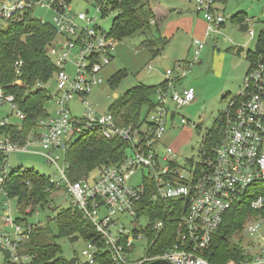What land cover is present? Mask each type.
<instances>
[{
    "label": "built area",
    "instance_id": "built-area-1",
    "mask_svg": "<svg viewBox=\"0 0 264 264\" xmlns=\"http://www.w3.org/2000/svg\"><path fill=\"white\" fill-rule=\"evenodd\" d=\"M225 3L193 1L194 13L202 15L206 23L205 39L218 35L226 22L218 7ZM37 8L54 13L51 25L56 33L46 54L56 69L57 110L54 116L40 118L36 131L19 145L2 128L16 123L10 118L20 122L25 116L15 105L13 96L6 94L5 87L0 85V107L9 106L12 113L0 118V186L9 171L8 157L17 152L27 153L28 148L38 145L45 163L56 170L47 177L48 183L54 192H63L71 200V209L82 214L104 245L99 248L85 242L81 253L84 260L75 258L71 264H105L104 259L110 264H212L206 256L226 213L235 204L249 201L252 213L235 239L239 243L244 238L254 239L241 250L239 260L222 264H264V238L256 237L264 227L261 213L264 196L256 189L264 186V50L250 52L243 87L218 116L215 125L220 131L218 142L212 147H205L203 142L200 162L192 171H186L176 161V151L171 146L164 148L162 156L154 147L174 128L176 113L170 110L171 105L181 109L195 100L194 89H178V86L199 59L205 40L192 42L190 61H178L175 69L165 71V88L157 91L158 101L145 119L138 126L124 127L111 111L98 116L85 101L92 89L103 83V71L112 62L117 40L96 25V18L74 12L66 0H0V30L9 24L26 22ZM97 12L101 13L98 6ZM248 22L245 20L244 24ZM247 33L250 39L255 37L252 30L247 29ZM20 67L15 63L17 75ZM151 70L149 65L148 71ZM75 96L84 105L79 118L71 116L67 105ZM189 124L198 127L180 118L181 126ZM87 132L107 141L126 143L130 157L125 153L119 163L101 167L92 182L88 181L89 177L72 182L67 175L66 155L73 139ZM139 173L142 180L139 186H134L131 179ZM8 202L2 204L7 210H3L1 222L10 231L0 235V250L8 263L21 264L29 260L19 250L28 240L32 227L22 230L12 221ZM158 203L164 204L163 213L172 210L178 213L172 230L163 219H150L148 212ZM170 205H175L174 209ZM140 247L145 248L144 257L133 259Z\"/></svg>",
    "mask_w": 264,
    "mask_h": 264
},
{
    "label": "rangeland",
    "instance_id": "rangeland-1",
    "mask_svg": "<svg viewBox=\"0 0 264 264\" xmlns=\"http://www.w3.org/2000/svg\"><path fill=\"white\" fill-rule=\"evenodd\" d=\"M69 1L74 12L87 13L88 17L96 18V25L104 32L110 33L118 13L109 11L106 16L97 12V5L91 0H66ZM154 4L157 8H168L171 12L184 10L187 7L193 9L195 0H146ZM225 1V5L218 6L223 11L226 22L221 26L218 35H211L205 39V35L195 37L193 34L187 35L179 32L173 39H167L168 44L163 53L152 59L150 49L141 46L144 37L135 35L123 39L117 43L113 54L112 62L105 67L103 71V83L94 87L85 97V101L92 105L96 115L101 116L112 110V106L120 100L129 90L136 87L159 86L165 80V71L175 69L178 61H190L193 56L192 42L194 40H205L199 59L194 63L188 75L179 84L178 89L190 87L195 91V100L181 109H176L171 105L170 110L176 113L174 118V128H170L163 136L161 141L154 147V150L160 156L164 153V148L171 146L176 150V161L186 171H192V168L198 164L202 158L203 139L207 130L211 129L220 113H223L230 100H232L243 87V81L249 69L250 62L247 57L248 51L253 52L264 30V2L259 0H218ZM150 8V6H148ZM240 13L236 18L234 16ZM54 13L46 8H37L32 14L33 20H43L46 24H51ZM174 16V15H172ZM202 19V15H197ZM175 20V19H172ZM249 20L247 29L255 33V37L250 39L247 30H241L242 21ZM3 30L5 28H2ZM201 28L199 29V31ZM201 33V31H200ZM240 48H243L240 50ZM152 70L148 71V66ZM69 73L72 68L69 67ZM121 75L115 85H109V81ZM45 90L50 96L45 109L51 116L55 115L57 107L54 98L57 96V88L54 77L44 85ZM158 94L151 96V102L156 104ZM70 114L73 117H81L84 113V105L79 97H74L67 104ZM147 109L144 107L141 111V120L147 116ZM9 106L0 107V118L11 116ZM184 117L193 124L180 125V118ZM11 122L19 123L16 119L10 118ZM79 138V137H78ZM77 138L73 139L75 142ZM29 152H17L8 157L7 167L20 168L22 171H34L42 176L48 177L56 173L53 166L45 163L40 155L41 149L38 145L27 149ZM130 157L129 151L125 152ZM98 177V171H93L88 178L92 182ZM142 180V174L139 173L131 179V184L139 186ZM5 197L0 195V235L8 233L9 227L3 226L1 217L4 216L2 204ZM9 215L15 224H18L22 230L28 227H46L50 232V238L55 237V241L60 248L61 257L66 261L75 258L83 261L81 255L85 249L84 240L71 241L70 239L59 236L58 229L53 222L54 216L72 207L71 200L63 192H52L49 198L48 206L35 208L31 214H20L16 209L15 202L9 201ZM29 210V208H27ZM26 209V211H27ZM21 219L15 222V219ZM241 233L238 232L237 236ZM53 237V238H54ZM257 239L264 238V227L256 234ZM254 237H248L236 244L239 249L245 248ZM145 248H138L133 259L144 257ZM0 264L4 262L3 253L0 250ZM24 264H28L25 262Z\"/></svg>",
    "mask_w": 264,
    "mask_h": 264
},
{
    "label": "trees",
    "instance_id": "trees-1",
    "mask_svg": "<svg viewBox=\"0 0 264 264\" xmlns=\"http://www.w3.org/2000/svg\"><path fill=\"white\" fill-rule=\"evenodd\" d=\"M91 1L101 8L102 16H106L109 11L118 13L109 33L117 42L140 35L145 38L141 46L150 49L152 59L162 53L167 40L160 36L154 24V14L146 0ZM239 15L240 13L236 14L234 18ZM240 29L247 30V25L243 21ZM55 33L51 24L42 25L38 20L31 18L22 24H9L5 30H0V85L5 87L6 94L13 96L15 105L25 116L19 123L2 128V131L19 145H23L29 134L36 131L38 120L48 115L45 105L50 100V96L44 85L54 77L56 69L48 59L46 49L54 40ZM255 50L258 52L264 50V32L256 43ZM247 57L251 59L250 51ZM15 63L21 65L19 75L16 74ZM120 77L121 75L113 77L109 85H115ZM165 85L164 80L159 86H140L129 90L110 110L118 124L124 127L138 126L142 109L145 107L147 112L153 109L155 104L151 102V96L159 89H164ZM216 122L217 120L204 135L205 147H212L218 142L220 131L215 126ZM76 138L66 155L67 175L72 182L89 177L93 171L103 166L115 165L125 157L127 145L119 140L107 141L89 132ZM0 188L5 194L0 192V195L4 196L5 200L15 202L20 214H31L35 208L39 207L50 208L48 202L51 193L54 192L47 177L34 171H22L20 168L12 167ZM256 189L259 191L258 194L264 196V186ZM247 202L235 204L226 213L206 256L210 263L222 264L228 260L240 259L241 249L237 247L236 244L239 242L235 237L252 213ZM163 206V203H158L154 209L149 210L148 214L152 221L163 219L168 229L172 230L174 221L179 215L175 210L163 213ZM169 207L174 209L175 205ZM261 213L264 215V210ZM20 220L16 218L15 222ZM53 222L60 237L71 241L81 239L92 242L99 248L104 247L92 225L84 220L77 210L71 208L62 210L54 216ZM49 236L48 228L34 226L28 240L21 245L20 254L29 258L28 264H71L72 260L68 262L61 257L56 238ZM104 260L110 264L106 259ZM4 261L10 264L7 262V256Z\"/></svg>",
    "mask_w": 264,
    "mask_h": 264
},
{
    "label": "crops",
    "instance_id": "crops-1",
    "mask_svg": "<svg viewBox=\"0 0 264 264\" xmlns=\"http://www.w3.org/2000/svg\"><path fill=\"white\" fill-rule=\"evenodd\" d=\"M148 5L150 6V9L154 14V18H155L154 24L157 26L160 36L162 38L166 40L168 38L173 39V37H175L176 34L179 32L185 33L187 35L193 34L195 37H199V35L200 36L205 35L206 23L204 22V20L197 18V15L194 13V9H190L187 7L184 10L179 9V11L173 13L171 12V10H168V8L166 9L157 8L155 7L154 4H150L149 1H148ZM219 5L222 6L223 8L225 4H219ZM200 28H201L200 30L201 33L199 31ZM167 44H168V40L166 45L164 46V49L166 48ZM173 149L175 150V148Z\"/></svg>",
    "mask_w": 264,
    "mask_h": 264
},
{
    "label": "water",
    "instance_id": "water-1",
    "mask_svg": "<svg viewBox=\"0 0 264 264\" xmlns=\"http://www.w3.org/2000/svg\"><path fill=\"white\" fill-rule=\"evenodd\" d=\"M151 264H165V263H163V262H154V263H151Z\"/></svg>",
    "mask_w": 264,
    "mask_h": 264
}]
</instances>
